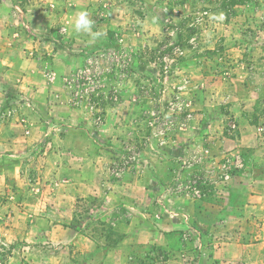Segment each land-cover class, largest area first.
Instances as JSON below:
<instances>
[{
    "label": "rangeland",
    "instance_id": "obj_1",
    "mask_svg": "<svg viewBox=\"0 0 264 264\" xmlns=\"http://www.w3.org/2000/svg\"><path fill=\"white\" fill-rule=\"evenodd\" d=\"M4 2L0 31L21 32L12 40L34 59L35 21ZM85 11L102 35L66 77L87 70L86 84L63 90L99 134L108 120L119 127L90 136L98 195L47 216L34 206L54 201L0 180V264H214V241L264 242V0H100ZM55 28L51 48L68 31ZM245 195L252 211L229 216ZM249 260L264 264V249Z\"/></svg>",
    "mask_w": 264,
    "mask_h": 264
},
{
    "label": "crops",
    "instance_id": "obj_2",
    "mask_svg": "<svg viewBox=\"0 0 264 264\" xmlns=\"http://www.w3.org/2000/svg\"><path fill=\"white\" fill-rule=\"evenodd\" d=\"M98 1L15 0L16 8L19 9L21 4L26 8V14L21 9L16 10L18 20L35 21L31 28L38 33L35 34L38 55L34 59L23 51L19 39L12 40V37L22 39L21 32L0 31L1 39L12 40L9 46L0 44V180L18 182L30 189L28 195L32 198L48 201L46 205L54 201L52 208H45V202L43 208L39 203L34 206L47 216L55 213L62 199L71 204V201L98 195L87 170L96 167L88 156L93 146L90 136L96 134L103 140L119 129L108 120L101 128L104 133L99 134L87 115L69 104L63 90L66 77L79 66L81 56L97 39L72 28L75 14L97 5ZM9 3L13 4L12 1ZM47 7L55 9L46 11ZM60 25L68 29L66 38L60 47L51 48L52 34ZM29 44L25 45L29 47ZM246 101V113L250 114V97ZM7 112L9 117L5 115ZM248 133L249 129L242 133V141ZM235 194L236 197L244 196V192ZM241 199L243 203L238 208L228 206L229 216L239 213L244 217L252 211L249 203L255 197L245 195ZM259 210L255 208L254 211ZM243 217L238 221L235 220L238 217L229 219L243 223ZM212 243L211 261L214 264H249L252 248L258 253L264 249V242ZM235 248L236 252H233ZM254 264L262 263L256 260Z\"/></svg>",
    "mask_w": 264,
    "mask_h": 264
},
{
    "label": "clouds",
    "instance_id": "obj_3",
    "mask_svg": "<svg viewBox=\"0 0 264 264\" xmlns=\"http://www.w3.org/2000/svg\"><path fill=\"white\" fill-rule=\"evenodd\" d=\"M213 20H219L222 21L224 19L223 14L221 13L220 15H213L211 17ZM94 20H92L89 16V13L87 11H80L75 14L74 17V22L72 23V28L76 32H83L87 34H91L92 37L99 38L102 33L99 31H93V25H94ZM64 31H67V29H63Z\"/></svg>",
    "mask_w": 264,
    "mask_h": 264
},
{
    "label": "built area",
    "instance_id": "obj_4",
    "mask_svg": "<svg viewBox=\"0 0 264 264\" xmlns=\"http://www.w3.org/2000/svg\"><path fill=\"white\" fill-rule=\"evenodd\" d=\"M86 73H87V70L79 71V72H77L75 75L70 76L68 79H65V81H64L65 86H66L68 89H73V87H74L76 84H79L80 81H82V82L84 83V80H87V79H88V76L86 75ZM84 84H86V83H84ZM73 98H75V100H74V104H79V101H80V98H82V95H80V97H79V96H75V97H73ZM5 115H6L7 117H9V116H10V113L7 112ZM99 122H100V121L98 120V121L96 122V125H97V124H101V122H100V123H99Z\"/></svg>",
    "mask_w": 264,
    "mask_h": 264
}]
</instances>
